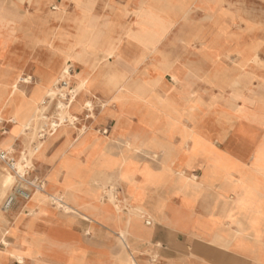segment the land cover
Masks as SVG:
<instances>
[{"label": "bare ground", "instance_id": "6f19581e", "mask_svg": "<svg viewBox=\"0 0 264 264\" xmlns=\"http://www.w3.org/2000/svg\"><path fill=\"white\" fill-rule=\"evenodd\" d=\"M8 1L12 6L14 5L15 9L7 8L6 2ZM68 1L73 2V12L70 14L66 13ZM131 1L133 2L131 3ZM241 1L128 0L126 5H120L114 0H106L103 4L105 12L102 15H95L93 8L98 0H61L60 2H57V0H0L1 11H3L0 14V28L12 29L15 33L14 38L33 37L44 39L43 41L47 42V46H51L53 44L51 42L55 38L65 39V45L61 49L63 54L56 56L57 59L55 58L52 69L57 75L61 74L65 77L80 80V88L77 91L79 93L75 96L72 94V97L66 96L65 100H62V95L60 98L57 97L52 86L48 87L43 96L44 99L47 96L52 99L57 98L56 110L53 111L52 116L61 115L63 117L61 120L56 118L49 120L37 119V117L47 114L46 110L42 108L43 105L36 106L32 110L13 109L9 112L10 118L7 119L3 118L5 112H1V123L6 121L15 123L13 132L19 130L25 133L26 127H28L33 135V141L26 142V151H22L17 163L11 162L12 154L15 151L12 144L2 152L5 154L4 158H1L4 160L2 161L3 167L7 171L2 179L3 190L0 189L2 195L7 192L15 178L8 169L15 170L21 179L29 181L26 178V172L28 168L34 166V158L41 155V150L47 140L60 130L69 127L79 130V135L84 132L92 133L94 124L102 123L106 118H110L114 121L110 132L125 131L126 122L137 114L145 115L154 122L163 121L162 126L153 128V131H159L163 135L177 130L186 133L206 131L208 119L203 117L201 126H198L194 112L189 114L183 112L184 116H188V122L184 129L175 127V122L178 120L176 115L180 114L177 108L182 94L162 91L165 86L178 83L176 72L173 69L168 73L170 75L169 79L146 77L150 68L154 66L151 59L153 60L161 52L160 41L167 37L174 38L176 41L177 50L175 51L177 53L185 52L190 55L189 58L197 53L196 49H198L199 43L193 41L190 36H184L183 30L187 25H191L192 18L197 17L198 9L202 4L210 5L208 10L212 14L211 21L208 22L205 31H202L205 32V42H200L201 51L197 56L203 61L199 65L191 63V61L179 62L174 63L175 65L171 64L173 66L170 67L175 66L177 71L194 67L217 69L216 67H219V65L213 60L224 55L225 61L220 67L227 69L229 65H236L241 70V74L246 75L247 79L246 86L240 93L221 90L220 85L222 83L232 85L235 81L226 73L220 79L211 78L208 80L211 88H204L201 91L207 90L209 95L217 100H222L218 104L222 109L221 113H209L211 116L221 117L220 121L216 120L218 124L215 125L214 123L212 128L217 129L220 126L224 128V131L217 136L218 139H204V141L201 140L197 143L190 140L193 136H187V140L182 145L185 148L200 146L199 148L220 149L221 146L226 147L227 145L228 147L229 144L232 145L230 147L253 155L252 158L244 157L241 166L261 164L264 167V140L253 139L250 136L251 133H254L262 135L258 137H264V47L262 48L259 42L261 38L264 39V20H260L253 15L249 9L242 5ZM243 1L245 2V0ZM42 3H44V6L41 5ZM3 38L4 36L0 34V40ZM178 38H181V40H178ZM24 49L25 52L28 51L27 47H24ZM42 49L38 45L37 48L30 50L31 54H36L37 66L33 70L27 71V73L26 70L21 71L15 77L8 95L9 98L18 99L23 97L27 94L25 91L26 86H31L30 92H38L43 81L50 80V77L44 71L48 67V63L46 61L42 62ZM253 53H262L259 56L262 59L257 60L254 56H247L249 58L247 61L240 60L244 55ZM11 55L9 54V59ZM70 62L80 66L83 72L81 74L79 71L71 73ZM10 70L11 65L8 62L4 67V75H8ZM126 71H129V74H138L139 76L129 78L126 76ZM102 73L103 75L105 73V75L112 76L109 78L108 76L103 77L100 75ZM210 90L213 91L210 92ZM207 92L204 93L207 94ZM5 93L6 89L2 85L0 99ZM73 102H80L79 104L84 109V118L71 110L72 105L74 106ZM18 106L20 107V105L15 104V107ZM196 106L200 107L198 104L193 105V107ZM19 114L23 115V118H17ZM236 116L243 119L255 116L257 119L248 121L253 123L254 129L251 132L245 130L240 121H235L232 118ZM86 117L92 118L91 124L84 122L87 119ZM80 121L82 123L81 127L78 125ZM144 130V128H139L133 131L141 132ZM127 131H131V129H127ZM79 135L77 139L80 137ZM224 138L229 140L222 144ZM113 142L118 144H116L117 146L114 145V148H119L120 152L127 149L144 148L150 152L152 158H155L163 166L170 163L171 153L178 146L171 139L156 141L114 140ZM74 143L72 141L67 144L71 147ZM201 152L202 154L206 153L203 150ZM142 159L144 158L142 157ZM24 161H27V164L24 165ZM222 164L227 169L226 183L240 181L242 187H244L242 191L248 194L249 184L253 185L256 182L255 176L249 170H239L235 166L234 160H224ZM121 169L122 167H119L112 170L111 173L104 169L98 175L91 177L92 180L102 184L104 194L110 199L115 197L114 192L116 189L113 185V187L107 188V181L122 179L121 173H119ZM232 172H236L238 177L232 175ZM142 175L144 180L151 178L148 176L149 171L147 170L142 171ZM188 176L192 182L197 183L199 180L193 172ZM29 183L31 186L33 185L35 190L32 191L31 186L20 182L16 189L7 195L3 207H0V213L1 211L9 213L13 207L12 202L9 200L18 199L19 194L28 196L26 204L42 197L44 184L35 181H29ZM67 193L68 195H54L52 198L59 203V207H62L65 211H70L73 208L64 201V198L73 201L76 198V193L71 190H67ZM26 204L24 210L28 209L33 212ZM147 222L151 223L152 219L149 218ZM10 233H12L11 229L5 231L0 240L2 244H9L8 235ZM120 237L125 241L127 240L124 231H121ZM17 258L19 260L23 259L21 255H18Z\"/></svg>", "mask_w": 264, "mask_h": 264}, {"label": "crops", "instance_id": "0c3cea01", "mask_svg": "<svg viewBox=\"0 0 264 264\" xmlns=\"http://www.w3.org/2000/svg\"><path fill=\"white\" fill-rule=\"evenodd\" d=\"M241 3L264 20V0H242ZM9 5L11 10L15 9L14 5ZM55 58L46 56L42 62L46 61L50 67L55 64ZM33 66H37V62ZM69 66L71 73L80 69L72 62ZM174 85H167L162 91L179 90L173 88ZM25 91L30 93L31 86H26ZM138 119L137 116L131 117L127 122L132 127H125V131L110 132L114 125L110 118L94 124L88 137L90 146L99 144L94 152L90 147L74 151L67 144L77 142L79 130L73 127L60 130L47 140L41 155L34 158V166L26 172L28 175L31 171L32 175L42 179L39 182L45 185L42 197L28 204L26 200L17 199V208L0 213V240L7 229L12 231L8 235V245L0 242V264H264V167L261 164L256 167L244 165L243 168L249 170L256 181L249 184L247 194L242 191L244 187L240 181L226 183L227 169L222 164L225 159L220 149L177 146L171 153L170 163L164 166L144 148L127 149L126 154L137 163V172L131 180L123 177L113 180L116 181L114 194L120 210L104 194L102 184L91 178L83 184L78 179L82 189L75 191V200L64 198L73 209L65 211L59 207L52 196L68 195L65 187H69L65 185L66 169L60 165L63 157L79 164L84 172L88 167L89 171L100 173L104 169L119 168H107V161L120 154V149L114 148L117 144L114 140L171 139L169 133L133 131V128H140L139 123L149 121ZM91 121L92 118L88 117L84 122L91 124ZM14 125V122L0 123V141L8 136L12 139L11 144L15 147L12 157L18 160L22 151H26V141H32L33 135L31 130L13 132ZM78 125L82 126L81 121ZM177 138L174 137L175 141ZM202 150L206 153L202 154ZM226 152L235 160L241 158L231 148ZM144 170L149 171L151 178L148 180H144ZM5 171L0 160L2 190ZM191 172L199 179L197 183L189 180ZM232 175L238 177L236 172ZM154 177L158 179L151 182ZM30 189L35 190L33 185ZM2 190L0 203L4 196ZM25 204L33 212L24 210ZM149 218L151 223L147 222ZM197 218L205 224L195 226ZM121 231H124L126 241L120 237ZM18 255L23 259L19 260Z\"/></svg>", "mask_w": 264, "mask_h": 264}, {"label": "rangeland", "instance_id": "374dc122", "mask_svg": "<svg viewBox=\"0 0 264 264\" xmlns=\"http://www.w3.org/2000/svg\"><path fill=\"white\" fill-rule=\"evenodd\" d=\"M106 0H98V2L95 4L94 8H93V13L95 15H102L105 11L103 9V4ZM128 0H114V2L120 4V5H126ZM133 1H131L132 3ZM11 4L10 1L6 2V6L8 9L11 8V6L9 5ZM42 6H44V3L41 4ZM210 7V5H206V4H202L200 5V8L198 9V13H197V17L196 18H192V22L191 25H187L185 27V29L183 30V33L185 34L184 36H190L192 38L193 41H197L199 43L198 45V49H196L197 53L194 54V56L192 57H188L190 55H187L185 52L184 53H177L175 50H177L176 47V41L174 40V38L171 37H167L165 39H163L162 41H160V49L162 54L160 55H156L158 56L156 59H151L152 65H154L149 71L148 73L150 75H147L146 77H151V78H156V79H165L167 78V76L169 75V71L171 69H173L176 73V77H177V82L173 88L175 89H179L177 91H173V93H181L182 98L181 101L179 103V107L177 108V110L180 112V114H177V118L178 120L175 122V127L176 128H181L184 129V127L186 126V123L188 122V116H184L183 112L186 114H189L190 112H194L195 113V118L198 121L197 125L201 126L202 123V119L203 117L208 119V127L206 131H200V132H194V133H186L185 131L182 130H177L175 132H170L169 134L172 136L171 137V141L175 142V144L178 145L177 148H185L183 147V142L185 140H187L186 138L183 137H187V136H193L190 140L193 142H200L201 140L204 141V139H218L217 136L222 134V132L224 131V128L222 127H218L217 129H213L212 125H217L218 122L216 121L217 119L220 121L221 117L220 116H211L209 113L213 112H219L221 113V107L218 105L220 101L222 100H217L216 98H214L212 95H209L207 90L206 91H201V89L204 88H211L210 83L208 82L209 79L211 78H221L224 76V73L228 74V76L230 78H233L234 84L230 85L227 83H222L220 85L221 90L223 89L225 92H241L244 90V87L246 86V75L241 74V70L238 69V67L236 65H229V67L227 69H225V67H220L222 66V64L224 63L225 59H224V55H221L220 57L214 59L213 61L217 62V65H219V67H216L217 69H210L209 67H204L201 69L199 68H192V69H188V70H180L177 71V68L174 66L173 68L170 66L175 65L176 63L179 62H187V61H191V63L194 64H201V61H203L199 56V52L201 51V44L200 42H205V28L208 26V22L211 21V17L212 14H210V10H208V8ZM2 7H0V14L3 12L1 11ZM27 10V9H26ZM73 12V2L72 1H68V3L66 4V13L70 14ZM204 29V30H203ZM9 30V32L7 31ZM8 33V34H7ZM0 34L4 36V38L1 40L0 42V56L3 57L2 60H0V92H1V87L2 85H4L5 89H6V93L3 94L4 96L1 97L0 99V114L1 112H5L3 118L7 119L10 118V114L9 112L13 109H34L36 106H40L43 105V109L46 110V115L45 116H39L37 117V119H44V120H49V119H53L56 118L58 120L63 119V117L61 115H53L52 113L53 111L56 110V105H57V98L52 99L50 96L48 98H43V96L45 95V93L47 92L48 87L52 86V88L55 90L53 92H55V94H57V97L60 98V96L62 95L61 99L65 100V97L69 96L72 97V94H74V96L77 93V91H79L80 88V80L79 79H73L72 77H65V75H61V74H56L54 73V69H52L51 67H47L44 71L48 74V77H50L49 81L44 80L42 86H40L41 88L38 90V92H30L25 94L23 97L18 98V99H12L9 98V92L10 89L12 87V82H14L15 77L21 72V71H25L26 73L29 70H33V64H35L37 62L36 60V54L33 55L30 53V50H32L33 48H37L38 45H40L43 49H42V57H56L58 55H62V47L65 45V39H61V38H55L53 43L51 46H47V42L43 41L44 39L41 38H14V31L8 28H0ZM7 34V35H4ZM158 36V35H157ZM156 36V38H157ZM186 37V38H187ZM159 38V36H158ZM17 39V41L15 40ZM15 40V41H14ZM115 40V39H114ZM178 40H181V38H178ZM186 40V39H184ZM14 41V42H13ZM158 41V40H157ZM262 48L264 47V39L261 38L260 41ZM158 43V42H157ZM24 47H27L28 51L25 52ZM12 48V50H11ZM11 50V51H10ZM9 54H12L10 59ZM262 53H253L251 55H244L242 58H240L241 61H247L249 58H247V56H254L257 60H261L262 58L259 57L261 56ZM10 60V61H9ZM52 60V59H51ZM10 62L11 65V70L10 73L8 75H4V67L5 65H7L8 62ZM175 63V64H174ZM173 64V65H171ZM80 67V66H78ZM47 70V71H46ZM56 71V70H55ZM79 73L81 74L83 72V70L80 69L78 70ZM103 77H111L112 75H103L100 74ZM59 76V78H58ZM126 76L131 78V77H135V76H139L138 74H129V71H126ZM142 76V75H141ZM170 76V75H169ZM5 81V82H4ZM65 81L66 85H62V82ZM72 82L75 83V86L72 87ZM213 90H210V92H212ZM204 92H207L204 93ZM44 99V100H43ZM48 99V100H47ZM47 103H49V106L47 105ZM74 106L72 105L71 110H73L75 113H77L78 116H81L82 118H84V109L82 108V106L79 104L80 102H73ZM15 104L20 105V107H15ZM194 104H198L200 107H193ZM201 104V105H200ZM135 117L137 116V118H139L138 120H149L148 122H141L139 123V127L140 128H144L145 131H152V132H159V131H153V128H157L163 125V121H152L149 117L145 116V115H134ZM2 117V115H1ZM0 117V118H1ZM12 118V117H11ZM17 118H23V115L19 114L17 116ZM234 118L235 121H240L241 125L245 128V130L251 132V130L254 129V125L252 122H248L253 121L255 119H257L255 116L249 117L247 119H243V118H239V117H232ZM1 123V122H0ZM220 124V123H219ZM126 127H132V124H130L129 122H127ZM148 128V129H147ZM29 130L28 127H26V131ZM133 130H137V128H133ZM7 133V132H5ZM32 133V132H31ZM88 132H84L82 134H80L79 138L77 139V142H75L71 148L74 151H83L85 148H89L91 149V151H95L99 148V144L96 143L94 145H89L88 144V137H89ZM250 136H252L253 139H258V140H264V137H258V136H262L260 134H254L251 133ZM174 137H178L177 141H175ZM204 137V138H203ZM82 138V139H81ZM224 141H228L227 138L223 139ZM33 141V140H32ZM30 141V142H32ZM1 142V149H0V160L4 161L3 159H1V153L4 152L7 147L11 144L12 139H9V136L7 137L6 140L0 141ZM27 142V141H26ZM68 143V142H67ZM232 145L228 144V147L226 145V147H220L221 152L224 154V159L225 161H229V160H234L235 162V166L238 167L239 170L245 171L246 169H244V166H241V161L243 160L244 157L248 156L250 158L253 157V155H249L246 154L244 152H241L240 150H237L233 147H230ZM200 147V146H199ZM199 147H195V148H199ZM228 148L233 149L236 153H238L241 158L240 160H235L233 158H231L230 156L226 155L225 153H227L226 151L228 150ZM127 150H124L123 153L120 152L119 155L115 156L111 161H107V168H110V170L112 169V167L117 168V167H124V171H118L119 173H121V176L123 177L124 180H127L128 178H132V176L137 172L136 171V161L129 155L126 154ZM12 161L13 163H17V159L12 157ZM90 158V156L88 157ZM123 161H124V165H123ZM24 165L27 164V161L23 162ZM60 165L62 167H64L66 169V177H65V185L69 186V187H65L66 190H71L73 192H79L80 189H82L81 185L83 184V181H87L89 180L92 176L94 175H98L99 173H97L96 171H89L90 169L87 167V171L84 172L83 168L81 169L79 167V164L75 163L73 160H70L69 157H63ZM256 167V166H254ZM14 176H16L13 181L12 184L10 185V187L8 188L7 193H5V197H2L1 203H0V207L2 208L4 205V202L7 198V195L9 193H11L12 190H15L16 186L22 182L28 186H31V184L29 183V181H35L37 183L41 182L42 179H38L35 175H32L33 172L30 171V173L28 175H26V178L29 181H25L23 179H21L14 170L12 169H8ZM107 171V170H106ZM6 172V171H5ZM107 172H112V171H107ZM114 178V176H113ZM38 179V180H37ZM79 180L82 181V184L79 183ZM158 179V177H154L151 182L156 181ZM107 185L110 186H115L116 185V181H109V183ZM122 184L118 185V192L117 195L119 194V188L121 187ZM112 186V187H113ZM14 187V188H13ZM45 188V185H44ZM44 190V189H43ZM115 193V192H114ZM19 199L21 201H24V199L20 198ZM121 199V198H120ZM116 194L114 198H111L110 201L113 202L114 207L118 210L121 209V206L118 205V203H116ZM18 200H16L13 204L12 208H17L16 205L18 204L17 202ZM122 201V199H121ZM11 208V210H12ZM3 210V209H2ZM10 210V211H11ZM200 223V226L205 224L204 221L200 220V219H195L194 220V225H198ZM207 224V223H206ZM129 264V262H128Z\"/></svg>", "mask_w": 264, "mask_h": 264}, {"label": "built area", "instance_id": "2783aa9c", "mask_svg": "<svg viewBox=\"0 0 264 264\" xmlns=\"http://www.w3.org/2000/svg\"><path fill=\"white\" fill-rule=\"evenodd\" d=\"M62 85H66V82L65 81H63L62 82ZM4 156H5V154L4 153H2L1 154V158H4ZM16 189V188H15ZM27 191V190H26ZM19 197L20 198H22V199H24V200H27L28 199V196L25 194V195H23V194H19L18 195V199H19ZM17 200V198L16 199H10L9 201L10 202H12V205L14 204V202Z\"/></svg>", "mask_w": 264, "mask_h": 264}]
</instances>
